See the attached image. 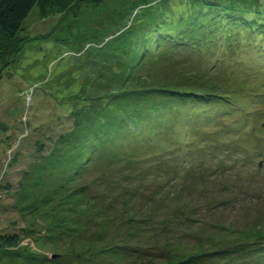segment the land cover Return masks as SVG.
Returning a JSON list of instances; mask_svg holds the SVG:
<instances>
[{"label":"rangeland","instance_id":"rangeland-1","mask_svg":"<svg viewBox=\"0 0 264 264\" xmlns=\"http://www.w3.org/2000/svg\"><path fill=\"white\" fill-rule=\"evenodd\" d=\"M138 1L0 36V264H264V0H190L129 70Z\"/></svg>","mask_w":264,"mask_h":264},{"label":"trees","instance_id":"trees-1","mask_svg":"<svg viewBox=\"0 0 264 264\" xmlns=\"http://www.w3.org/2000/svg\"><path fill=\"white\" fill-rule=\"evenodd\" d=\"M140 2L142 4H145V6L141 7ZM178 2H179L177 4L178 6H173V8L171 9L170 7H167V5H164L161 0H139L138 1L135 7L136 8L135 13L137 14V16H135V21H136L135 23L137 24L135 25L132 24V27H131L132 28L131 31L133 32V34L130 37L129 36L126 37L125 40H122V43L123 44L125 43L127 45L126 49L128 51H126L127 56H125L124 58L126 62L125 61L124 62L127 68L130 66L129 70L132 69L131 66L132 67L136 66L135 65L136 63L134 62L139 59L138 58L139 51H140L139 46L138 47L135 46L137 43L140 42L141 45L143 46L144 44L152 41L154 37H156L157 34L161 35L164 31L165 32L168 31L169 33V30H172V29H175L178 32L184 31L185 33H187L186 30L190 26L193 27L196 24H199L198 23L199 18L195 17L196 15L192 14V10H191L192 5L190 4V0L188 2H185V0H180ZM153 4L155 5L152 6ZM36 7H37V12L39 13L40 18L48 19L50 18V15H52V13H54L55 11H57L55 13H58V12L63 13L66 11H70L72 8L77 7V3H76V0H0V36H3L11 40H16L17 38L19 39L24 30L23 28H24L25 21L31 15V13ZM150 7L160 8L163 12L157 11L156 13V11L150 10L151 9ZM129 8L125 9V11H127L126 13H124L123 12L124 9H122L121 11L118 12L119 14L112 15L111 17L113 20L112 27H116V26L118 27V24H120L119 26L127 24L125 23L127 17H129V14L130 15L133 14L132 11L131 12L130 10L128 11ZM160 14L162 15L160 16ZM155 19L159 20L157 28L154 23ZM244 19H245V22H248L249 17L246 16L244 17ZM141 23L142 25L140 26L139 24ZM148 27H149V30H147ZM161 30H164V31L161 32ZM193 30H194V27L191 28V31ZM193 33L195 34V32ZM169 35L172 36L170 33ZM118 46H120V43H116L117 48ZM134 52L137 53V57L135 60H133V56H132ZM64 58L65 57H63L62 59ZM60 60H57L55 63L57 64L60 63ZM78 87H79V83L76 82L73 85L72 89L77 90ZM109 116H111V113L109 114ZM114 117L116 116L112 113V117H111L112 125L113 124L115 125L113 121L115 120ZM131 119L135 120L136 122L140 120L141 121L140 124L142 123V120L140 117L134 118V115H132ZM100 122H101L100 119L92 120V122L90 121L89 124L86 126L87 130L89 128H92L94 130L99 129L98 124H100ZM144 140L146 141L148 139L145 138ZM150 141L151 140H148L147 144L150 143ZM17 239L18 238H13L12 236L11 237L10 236L1 237L0 238V251L6 250L8 246L11 247V246L16 245L18 242Z\"/></svg>","mask_w":264,"mask_h":264}]
</instances>
